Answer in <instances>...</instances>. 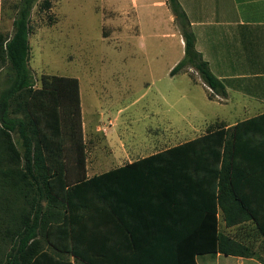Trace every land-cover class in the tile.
<instances>
[{
    "label": "trees",
    "instance_id": "trees-1",
    "mask_svg": "<svg viewBox=\"0 0 264 264\" xmlns=\"http://www.w3.org/2000/svg\"><path fill=\"white\" fill-rule=\"evenodd\" d=\"M167 2L185 42V56L171 75L194 69L212 90L210 99L225 97L226 87L195 49L179 1ZM35 6L46 11L51 2L19 0L13 35L0 33V133L22 167L23 188L56 210L46 214L40 202L31 203V226L8 264H197L198 255L218 253L254 258L239 239L220 231L218 216L227 228L255 225L264 243V186L253 188L256 180L262 185L263 171L241 155L260 148L251 127L264 115L89 178L79 79L43 75L35 87L29 65ZM13 131L22 140L21 154ZM61 215L62 225L45 233V225L60 222ZM193 228L198 230L188 234ZM45 245L64 253V261L44 251Z\"/></svg>",
    "mask_w": 264,
    "mask_h": 264
},
{
    "label": "crops",
    "instance_id": "crops-1",
    "mask_svg": "<svg viewBox=\"0 0 264 264\" xmlns=\"http://www.w3.org/2000/svg\"><path fill=\"white\" fill-rule=\"evenodd\" d=\"M178 1L194 34L195 49L209 64L213 75L224 84L227 95L210 99L212 90L203 83L194 69L171 75L173 68L185 56V42L167 0H100L103 6L102 19L105 18L104 10L115 15L107 21L116 28L113 37L116 40L124 38L125 51L133 52V56L139 49L148 60L169 61L170 76L184 80L188 86L189 96L185 99L190 117L188 120L172 118L160 112L158 105L155 114H144L145 118H155L156 129L152 134H144L142 139L134 136L133 115L130 114L123 122L126 124L123 130H111L117 126L120 118L110 119L107 122L110 126L109 131L107 130L108 154L96 155L92 161L88 158L86 173L89 178L195 140L207 134L209 130L229 129L264 115V0ZM18 2L19 0H0V33L5 36L13 35ZM36 8L37 6L34 7L33 14ZM121 23L124 25L123 35L118 30L119 27L122 28ZM11 29L12 32H6ZM2 89L4 87H0V90ZM80 95L84 137L88 147L90 142L98 138L97 132L101 129L93 126L92 121L90 132L87 134L81 87ZM254 126L251 127L254 130L253 138L260 148L243 151L241 155L250 161L254 170L263 171L260 174L264 175V119ZM245 128L249 130L250 127ZM11 135L18 154H21L20 135L15 131L11 132ZM150 146L154 150H151ZM21 169L18 159L15 162L14 152L6 150L4 136L0 133V252L3 239L7 236L19 239L21 233L27 231L32 223V216L21 214L22 206L31 205V197L22 195ZM260 181L256 180L253 188L264 186V179L262 185ZM34 198L33 192V202ZM255 202L258 212L263 213V209H260L263 206L261 199H256ZM60 211L64 212L62 207ZM218 220L220 231L226 234L234 232L235 228L225 227L221 214ZM62 221L63 215L60 222H48L44 232L46 233L50 225H62ZM247 227L256 234L255 225L249 223ZM196 230L198 229L193 228L188 234L193 235ZM243 232L245 231H240V234ZM257 238L262 239L261 236ZM44 251L64 261V253L57 252L47 245ZM230 258L237 260V264H263L254 258L224 256L220 253L198 255L196 260L197 264H222L223 260ZM33 260L26 264H32ZM70 260L73 262V257H70ZM35 264L59 263L43 261Z\"/></svg>",
    "mask_w": 264,
    "mask_h": 264
},
{
    "label": "rangeland",
    "instance_id": "rangeland-1",
    "mask_svg": "<svg viewBox=\"0 0 264 264\" xmlns=\"http://www.w3.org/2000/svg\"><path fill=\"white\" fill-rule=\"evenodd\" d=\"M49 1L50 9L41 11L38 6L32 16L30 71L35 80V87L41 86L43 75L79 79L83 91L87 134L90 132L92 121L93 126L101 129L97 132L98 138L86 147L90 161L96 155L108 154L107 130L109 131L110 126L107 122L110 119L120 118L117 126L111 130H123L126 125L123 122L130 114L133 115L134 136L140 139L144 134L155 132V118H145L144 114H155L158 105L160 112L165 115L176 117L178 120H188L190 113L185 99L189 96L187 84L181 77L170 76L169 61L148 60L139 49L133 56V52L125 51L124 38L116 40L113 37L116 28L107 21L115 15L104 10L105 20L102 19L103 6L100 0ZM120 26L122 28L118 26V30L123 35V23ZM6 32H12V29ZM4 73L5 71L0 73L2 80ZM127 126L129 128V125ZM22 152L24 149L21 145ZM30 180L33 183L32 177ZM22 195L30 196V202L33 203L32 189L29 192L25 187L22 188ZM34 201L40 202L43 213L56 210L36 194ZM26 212H29L28 205L21 207V214L26 215ZM247 226H244L245 232L242 234L240 230L235 229L231 235L255 253V260L264 264L263 239L259 240ZM3 245L0 264H8L10 256H13L19 247V239L7 236L3 239ZM42 246L44 247V243ZM225 262L237 264L238 261L230 258L223 260L222 264Z\"/></svg>",
    "mask_w": 264,
    "mask_h": 264
}]
</instances>
